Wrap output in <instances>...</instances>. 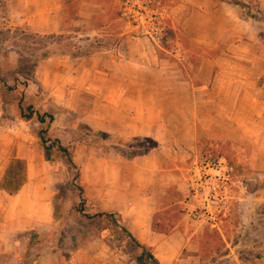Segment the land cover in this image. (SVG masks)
<instances>
[{"label":"rangeland","instance_id":"1","mask_svg":"<svg viewBox=\"0 0 264 264\" xmlns=\"http://www.w3.org/2000/svg\"><path fill=\"white\" fill-rule=\"evenodd\" d=\"M242 1L264 23L263 14L256 11L257 0ZM87 2L97 7L90 12L89 23L74 26L69 20L64 33L38 35L12 18L6 0H0V183L11 160H23L27 169L17 194L0 190V250L5 253H0V264H156L146 255L140 263L141 249L112 222L89 220L78 212L76 171L67 168L61 157L50 166L37 139L36 117L30 121L19 117L17 102L25 92L24 107L51 114L50 136L72 149L85 214L102 212L90 200L91 191L98 189L94 179L109 178L108 202L149 200L164 221L174 223L165 235L154 232L163 244L149 246L136 239L150 247L157 261L171 251L173 264L263 262L264 176H252L246 147L228 140L229 131L225 130L226 137H204V119L210 120L211 110L204 108L208 70H241L240 64L224 56V48L204 47L208 1L160 0L155 21L145 16L135 20L133 8L125 9L121 0ZM76 30L81 31L78 37ZM258 35L264 43V27ZM184 40L191 47L186 48ZM79 46L108 59L120 49L130 53V88L115 104L129 106L133 114L141 104L144 129H132L136 121L122 115L126 109L112 110L108 95L80 91L52 96L38 83L39 73L51 85L70 76L74 70L70 59ZM54 56L66 62L57 64L60 59ZM205 60L218 64L206 67ZM225 83L220 79L208 85L213 95L209 105L216 100V86L224 88ZM98 107L96 113L102 117L94 115ZM124 123L128 128L122 134ZM137 138H151L158 147L143 156L124 158L142 150ZM115 182L121 187L113 186ZM174 182L181 184V196Z\"/></svg>","mask_w":264,"mask_h":264},{"label":"crops","instance_id":"2","mask_svg":"<svg viewBox=\"0 0 264 264\" xmlns=\"http://www.w3.org/2000/svg\"><path fill=\"white\" fill-rule=\"evenodd\" d=\"M207 1L208 4L204 5V19L208 20L207 25H204V47L224 48V56L231 62L240 64L241 70L212 69L210 73L208 70L206 75L210 74L211 77L205 80L204 108L207 110L209 106L211 110L210 115L208 114L210 120L205 121L204 119V137L210 135L226 137L225 130L229 131L228 140L231 139L246 147L245 150L250 159L247 165L253 171L252 176L254 178L264 176V43L258 37V32L264 27V23L242 20L239 12L227 0ZM6 4L8 14L12 18L24 23L28 29L38 35L64 33L69 20L74 26L87 24L92 17L90 12L97 9L87 0H6ZM256 11L264 16V0L256 1ZM72 15L73 19H71ZM210 20L212 22L216 20V24L209 23ZM74 34L78 37L81 31L76 30ZM129 56L130 53H127L125 49H120L113 59H108L105 55L71 57L74 70L70 76L59 78L57 84L51 85L39 73L38 83L50 89L52 96H58L61 92L68 96L80 91L94 95H108L110 96L108 101L112 103L110 108L114 111L120 110L119 108L126 109L127 112L125 111L122 115L126 119L136 121L132 129L136 127L142 130L146 117L141 113L144 110L141 104L136 106V114L132 113L133 109L129 106L124 108V104L120 102L115 104L117 98L120 95L122 98L130 88V76L127 72V64L130 63ZM49 58L46 59L47 62H51ZM54 59H60L56 62L57 64H64L65 60L62 56H54ZM43 63H40V70L44 67ZM216 63L218 64L210 60L204 61L206 67L212 65L216 67ZM220 79H223L227 86L224 88L216 86V102L213 101V106H211L209 103L212 101L208 97L211 99L213 96L209 95L212 87L208 88V85L210 86L213 81L217 84ZM25 95L28 97L26 92ZM129 109H132L131 112H128ZM98 110L99 107L94 108V115L102 117L97 115ZM226 112H229L228 115ZM102 128L104 127L97 129ZM127 128V124L124 123L119 132L124 134ZM221 132L225 136L221 135ZM109 182V178L94 179V185L98 189L91 191L90 200H95L94 203L102 212L118 213L125 228V223H128L126 229L135 239L149 246L163 244L164 240L152 231V217L159 211L152 206L153 203L149 200L146 202H108L106 197L109 193L106 188ZM120 184V182H115L113 186L121 187ZM173 184L177 195L181 196V184L179 182ZM46 206H48L47 203ZM171 253L170 251L167 254H161L158 260L160 264H173L174 259ZM258 264H264V261Z\"/></svg>","mask_w":264,"mask_h":264},{"label":"trees","instance_id":"3","mask_svg":"<svg viewBox=\"0 0 264 264\" xmlns=\"http://www.w3.org/2000/svg\"><path fill=\"white\" fill-rule=\"evenodd\" d=\"M229 2L234 8L239 9L240 18L242 20H246V21L253 20L257 22L262 21V19L258 17V14L252 11L250 6L244 3L242 0H229ZM174 35L175 34H173V36ZM184 43L186 48L191 47L188 41L184 40ZM75 52L76 53L71 57L82 58V57L92 56V52H90L89 50H84V48L80 46L76 48ZM45 57H48V55H46ZM26 98L27 96L25 94H22L17 102L19 117L21 120L24 121H30L34 117H36V121L39 125V130L37 132V139L40 146L43 149L45 161L48 162L49 165L51 166L54 164L56 157H61L62 160L65 162L67 168L76 171L75 177L73 179L74 180L73 185L79 191L81 198V204L78 207V212L89 220L104 219L109 222H112L117 228L122 230V232H124L128 236V238L131 240V242L134 244L136 248L141 249L142 255L140 256V263H144V256L146 255L150 257L156 264H159V262L151 254L150 247L138 242L135 239V237L124 226L121 225V217L118 213L99 212L95 215L85 214L84 190L78 183L79 172H78V167L73 161V154H72L73 152L71 147L64 146L58 138H52L50 136L49 133L50 127L54 122V117L51 114H47V113L40 114L36 112L31 105H27L24 107L23 102L26 100ZM99 133L106 137L109 136L106 133H102V132ZM137 141L142 142L140 144L142 150H135V152L130 153L128 156L124 155L123 156L124 158L133 159L138 156H143L158 147V144L151 138H137ZM105 152L109 153L108 149H106ZM26 177H27L26 163L20 159H13L10 161L8 168L5 171L4 178L0 183V190L8 193L9 195H15L21 190L22 186L25 184ZM15 182L17 183V185L14 184ZM54 202L55 201H53L52 204ZM54 218H57L55 214H54ZM173 228H174V223L172 221H164L160 213H156L152 217L153 232H157L159 234L165 235L169 233Z\"/></svg>","mask_w":264,"mask_h":264},{"label":"built area","instance_id":"4","mask_svg":"<svg viewBox=\"0 0 264 264\" xmlns=\"http://www.w3.org/2000/svg\"><path fill=\"white\" fill-rule=\"evenodd\" d=\"M123 5L125 6V9L128 7L133 8V14L131 17H133L135 20L138 19V17L145 16V19L147 20H157L158 15L160 14V7L161 2L160 0H121ZM144 6V11H140V5ZM138 8V9H137ZM146 9V10H145ZM149 12V14L146 12ZM214 189V188H213Z\"/></svg>","mask_w":264,"mask_h":264}]
</instances>
